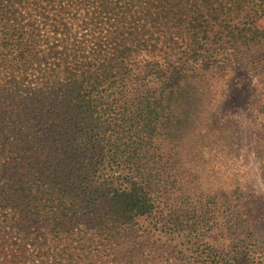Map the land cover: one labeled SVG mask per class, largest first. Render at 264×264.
I'll list each match as a JSON object with an SVG mask.
<instances>
[{
	"label": "trees",
	"instance_id": "16d2710c",
	"mask_svg": "<svg viewBox=\"0 0 264 264\" xmlns=\"http://www.w3.org/2000/svg\"><path fill=\"white\" fill-rule=\"evenodd\" d=\"M262 20L264 0H0V264H264L248 190L219 191L210 239L196 223L217 52Z\"/></svg>",
	"mask_w": 264,
	"mask_h": 264
},
{
	"label": "rangeland",
	"instance_id": "374dc122",
	"mask_svg": "<svg viewBox=\"0 0 264 264\" xmlns=\"http://www.w3.org/2000/svg\"><path fill=\"white\" fill-rule=\"evenodd\" d=\"M260 24L264 25V20ZM217 53L227 67L221 71L216 68L215 101L210 107L209 119L216 125H208L213 128L211 141L216 139V143L202 156L204 167L198 182L203 193L200 204L202 207L206 204L207 208H203L214 215L206 222L207 217L201 218L199 214L197 233L204 241L210 234H217L216 229L205 232L206 228L221 221L224 209L221 204L231 201L221 197L219 191L244 188L250 196L247 207L251 210L253 235L259 242V250L264 252V42L241 53ZM215 193L214 199L206 200V196ZM192 205H188L189 211L193 210ZM196 208L200 209V205H195ZM225 219L222 221L230 218ZM194 221L190 219L189 225Z\"/></svg>",
	"mask_w": 264,
	"mask_h": 264
}]
</instances>
